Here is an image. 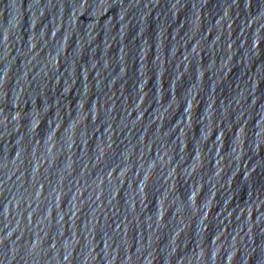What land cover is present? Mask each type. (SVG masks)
<instances>
[{"label": "water", "instance_id": "obj_1", "mask_svg": "<svg viewBox=\"0 0 264 264\" xmlns=\"http://www.w3.org/2000/svg\"><path fill=\"white\" fill-rule=\"evenodd\" d=\"M0 264H264V0H0Z\"/></svg>", "mask_w": 264, "mask_h": 264}]
</instances>
